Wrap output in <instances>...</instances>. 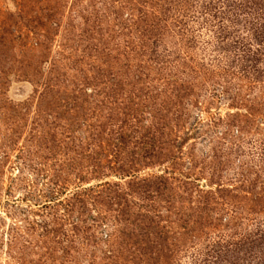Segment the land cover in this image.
Here are the masks:
<instances>
[{"label": "rangeland", "instance_id": "374dc122", "mask_svg": "<svg viewBox=\"0 0 264 264\" xmlns=\"http://www.w3.org/2000/svg\"><path fill=\"white\" fill-rule=\"evenodd\" d=\"M0 264H264V0H0Z\"/></svg>", "mask_w": 264, "mask_h": 264}]
</instances>
